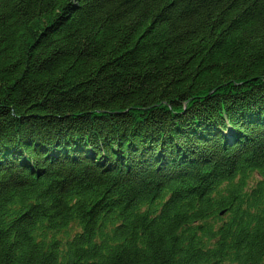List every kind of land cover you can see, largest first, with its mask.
I'll return each instance as SVG.
<instances>
[{
    "label": "trees",
    "instance_id": "trees-1",
    "mask_svg": "<svg viewBox=\"0 0 264 264\" xmlns=\"http://www.w3.org/2000/svg\"><path fill=\"white\" fill-rule=\"evenodd\" d=\"M0 264H264V0H0Z\"/></svg>",
    "mask_w": 264,
    "mask_h": 264
},
{
    "label": "rangeland",
    "instance_id": "rangeland-1",
    "mask_svg": "<svg viewBox=\"0 0 264 264\" xmlns=\"http://www.w3.org/2000/svg\"><path fill=\"white\" fill-rule=\"evenodd\" d=\"M253 176H254V178L251 179V184H254L258 179L262 178V175L259 174L258 172H255V174Z\"/></svg>",
    "mask_w": 264,
    "mask_h": 264
},
{
    "label": "water",
    "instance_id": "water-1",
    "mask_svg": "<svg viewBox=\"0 0 264 264\" xmlns=\"http://www.w3.org/2000/svg\"><path fill=\"white\" fill-rule=\"evenodd\" d=\"M224 213V212H223Z\"/></svg>",
    "mask_w": 264,
    "mask_h": 264
}]
</instances>
